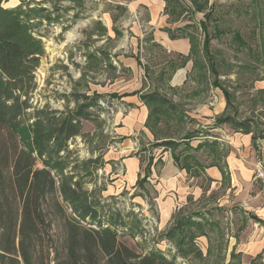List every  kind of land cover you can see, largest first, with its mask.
Here are the masks:
<instances>
[{"label": "trees", "instance_id": "16d2710c", "mask_svg": "<svg viewBox=\"0 0 264 264\" xmlns=\"http://www.w3.org/2000/svg\"><path fill=\"white\" fill-rule=\"evenodd\" d=\"M187 1L189 5L182 0H165L164 9L171 22H183L185 12L194 19L197 14L203 15L194 24L184 23L171 34V38H189L191 50L183 64L191 60L194 67L199 62L200 71L207 69L213 75L211 85L222 92L226 102L225 114L217 120L218 124L226 123L243 132L258 129L264 111L260 117L241 120L227 114L234 108V96L220 82L211 52L212 36L207 21L212 16V5L209 6V0ZM2 2L0 0V264H177L178 258L189 264H219L221 248L216 251L209 248L204 255L197 245L202 236L210 239V233L219 223L205 218L210 211L194 209L191 213L190 199L188 206L175 212L170 226L156 236V242L146 252L138 253L119 240L121 233L146 241L145 218L134 211L122 214L114 207L117 199H103L96 190L85 189L86 178L96 172L97 158L71 159V143L85 135L83 123L98 119L89 109H101L100 96L72 94L74 107L67 106L63 110L33 106V93L37 88L35 73L45 56L37 29L58 23L61 17L51 16L49 9L42 6L46 0L42 4L20 0L14 8H6ZM116 9L126 11L121 6ZM100 29L105 32V28L100 26ZM233 41L254 57V51L239 33L234 34ZM255 57L264 63V40ZM256 95L260 98L264 90H258ZM141 100L149 106L146 122L149 130L151 120L159 125L163 119L168 123L178 116L183 122V116L172 111L168 101L158 94L142 95ZM260 103L264 105V98L261 97ZM155 138L164 150L180 145L170 138L157 135ZM186 139L189 141L191 135ZM59 229L60 240L54 235ZM161 241L173 246L174 253L158 249ZM260 258L256 257L249 264H256ZM228 264H241L233 251Z\"/></svg>", "mask_w": 264, "mask_h": 264}, {"label": "rangeland", "instance_id": "374dc122", "mask_svg": "<svg viewBox=\"0 0 264 264\" xmlns=\"http://www.w3.org/2000/svg\"><path fill=\"white\" fill-rule=\"evenodd\" d=\"M43 1L45 0L27 2L42 4ZM46 1L42 6L49 9L51 16L59 15L61 19L58 23L53 22L49 26L44 25L37 29L45 47V56L35 73L37 88L33 93V106H48L51 109L63 110L67 106L74 107L72 94L100 96L98 103L101 109H89V112L98 119L83 123L85 135L71 143L70 150L73 152L71 159L87 161L97 158L96 172L92 177L86 178L85 189L88 192L96 190L103 199H117L114 207L122 214L134 211L145 218L146 241L130 238L121 233L119 240L138 253L146 252L149 247H152L153 242H156V236L158 237L161 233L158 227L157 209L151 204L152 201L148 200L150 196L146 201L143 200L146 202L144 207L138 208L133 206L135 205L132 202L133 192L122 191L106 198L102 193L106 187L111 186L114 181L113 171L120 166L119 161L109 157L116 154L115 152L123 143V139L117 138L111 129L113 120L119 112L122 116L127 114V106L121 103L116 92L112 93V91L137 92L142 95L156 93L168 101L172 111L175 110L180 113V116L187 117V120L183 119V122L178 116L172 117L168 123L163 119L160 125H156L154 120H151L149 128L152 132L147 128L151 134L147 132V135L146 133L137 135L136 154L142 158L141 164L144 166L145 173L143 179L138 180V185H141L147 178L153 161H161L163 157L164 150L158 146L159 140H156V135L160 138L164 135L170 136V139L177 144L184 141L188 135L193 137V130L203 131L204 135H209L205 129H196V124L203 121L193 118L192 112L201 105H209L216 94H219V91L210 85L214 79L213 75L207 69L200 71L199 62L193 67L191 62L183 64L182 58L161 53L160 50L145 42L146 38L136 41L128 13L116 9L117 6L110 8L114 10L113 18L115 17L112 31H108V34L107 30L101 32L96 19L107 11L105 4L108 3L105 0ZM125 1L129 0H121L124 6L127 4ZM210 5H212V16L207 24L212 36L211 52L215 60V68L220 82L234 96V108L229 109L227 114L230 117L236 115L239 120L253 116L260 117L264 111V105H261L260 99L264 98V95L258 98L256 94L258 90L264 88V63L257 61L255 56L259 52V44L264 40V0H209ZM202 16L197 14L194 19L190 13L185 12L181 21L194 24L202 19ZM194 26L198 28L197 24ZM235 33H239L243 41L254 51V57L246 48L234 43ZM198 34H200L199 28ZM132 56H136V59L131 58ZM134 60L141 66L137 69L139 72L137 75L127 72L125 67ZM261 119V124H264V117L262 116ZM191 139L189 141L186 139V144L196 145V141ZM173 152L171 150V153ZM114 164L117 168L113 166ZM107 166L111 167L110 171H107L109 169ZM254 182L262 191L261 183ZM100 189L102 192H99ZM217 196L220 197V194ZM208 198L210 199V195ZM208 198H204L205 200H202L199 205L205 206ZM226 200L224 198L222 203ZM224 203V207L215 210L213 215L222 229V234L212 235V240L225 249L228 242L229 247L235 242V237L244 242L250 238L251 235L248 237L245 231L251 234L253 226L251 222H246V229L241 232L242 220L239 217L237 219L235 214L231 216L228 212L230 206ZM262 205L264 207V203ZM189 208L192 213L193 202ZM66 211L67 214L70 213V210ZM54 235L60 240V229L56 230ZM201 242L204 240L197 241L200 248H202ZM159 248L161 251L168 249ZM171 248L168 250L174 253V247L171 246ZM225 252L222 250L220 253L219 264L226 259ZM177 264L189 263L178 258ZM256 264H263V262L257 261Z\"/></svg>", "mask_w": 264, "mask_h": 264}, {"label": "crops", "instance_id": "0c3cea01", "mask_svg": "<svg viewBox=\"0 0 264 264\" xmlns=\"http://www.w3.org/2000/svg\"><path fill=\"white\" fill-rule=\"evenodd\" d=\"M25 1L33 2V0ZM182 1L189 5L187 0ZM105 2L108 3L105 4L107 11L100 14L101 18L96 20L101 27L105 28V31L107 30V34L108 31H112L115 20L114 10L111 9L115 6H123L128 13L129 22L132 23L136 41L146 38L145 42L160 50L161 53L182 59L189 56L191 50L189 38L183 36L171 38L175 29L183 26L184 23L180 20L177 22L169 20L168 15L164 13L165 0H129L125 1L127 3L125 6L121 0H105ZM19 4L20 0H3L2 2L6 8H14ZM131 58L136 59V56ZM188 62L192 63L188 60L186 64ZM126 65L127 72L139 74L137 69L141 66L137 61L134 60L133 63L129 62ZM214 89L219 91L215 99L211 100L209 105H201L202 107L199 106L192 112L193 118L203 121V123L196 124V129H205L209 135H204L203 131L193 130L191 138L196 141V145L186 144L184 140L173 149L164 150L162 148L164 152L161 161H153L147 178L141 185H138V182L143 179L145 173L144 166L141 164L142 158L136 154L137 135L150 133L146 127L149 116L148 106L141 100V93L112 91V93L116 92L119 101L127 106V114L122 116L119 112L113 120L111 129L117 138L123 139V143L121 148L115 152L116 154L109 156L110 159L119 161L120 166L119 169H114L112 177L114 181L111 186L103 190L102 193L105 194L103 197H112L122 191L133 192L132 202L139 208H143L146 203L144 201L150 196L151 199L149 197L148 200L152 201L151 204L157 209L160 232H164L170 226L175 212L189 205L188 199L194 204L193 210L210 211L205 218L217 222L213 216L214 211L224 207L222 201L225 198L227 200L224 204L230 206L229 214L231 216L235 214L236 218L239 217L242 220L241 229L239 228L241 232L245 231L246 222H251L254 230H251V234L245 231V234L251 237L245 242L235 237L231 248L228 242V246L224 249L222 245H216L212 240V235L222 234L219 225L215 231L210 233V239L203 236L198 238L200 241L204 240L200 243L202 248H199L204 255L209 248L213 251L220 250V248L221 252L226 251V259L222 264H228L232 251L241 264H249L258 256H261L258 261L264 264L263 193L253 178L257 164L262 165L264 169V124H261V119L258 129L254 128L250 132L236 130L226 123L218 124L217 120L225 114L226 102L222 92L217 88ZM183 119L187 120V117ZM161 138L171 137L161 136ZM171 150L174 152L171 153ZM113 166L117 168L116 164ZM107 167H109L107 171H110L111 167ZM218 194L220 197L217 196ZM204 198L209 200L205 206L201 207L199 203L205 200ZM165 246V241L157 245L162 249Z\"/></svg>", "mask_w": 264, "mask_h": 264}, {"label": "built area", "instance_id": "2783aa9c", "mask_svg": "<svg viewBox=\"0 0 264 264\" xmlns=\"http://www.w3.org/2000/svg\"><path fill=\"white\" fill-rule=\"evenodd\" d=\"M253 178L255 181H259L261 183L262 193H263V203H264V169L262 165L257 164L255 171H254ZM165 245H167L166 242H165ZM165 248L172 249L171 247H169V244L165 246Z\"/></svg>", "mask_w": 264, "mask_h": 264}]
</instances>
